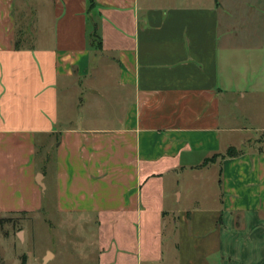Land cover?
Wrapping results in <instances>:
<instances>
[{
    "label": "crops",
    "instance_id": "0c3cea01",
    "mask_svg": "<svg viewBox=\"0 0 264 264\" xmlns=\"http://www.w3.org/2000/svg\"><path fill=\"white\" fill-rule=\"evenodd\" d=\"M91 2L0 0V214L50 173L98 264H264V0Z\"/></svg>",
    "mask_w": 264,
    "mask_h": 264
},
{
    "label": "rangeland",
    "instance_id": "374dc122",
    "mask_svg": "<svg viewBox=\"0 0 264 264\" xmlns=\"http://www.w3.org/2000/svg\"><path fill=\"white\" fill-rule=\"evenodd\" d=\"M37 1L26 0L29 23H34ZM22 3L23 0H16L17 16L21 14ZM88 82L105 92L116 89L113 80L88 76ZM255 105L254 99H247L244 104L245 117L250 118L244 124L249 129L247 137L252 139L247 141L249 146L256 145L257 141L264 142L261 130L264 121H259L258 114L251 112ZM53 152L50 151L51 157ZM38 162L43 163L40 156ZM45 181L47 190L38 210L0 214V264H98L95 219L82 213L59 212L55 203L54 178L49 173ZM48 252L51 255L44 260Z\"/></svg>",
    "mask_w": 264,
    "mask_h": 264
},
{
    "label": "trees",
    "instance_id": "16d2710c",
    "mask_svg": "<svg viewBox=\"0 0 264 264\" xmlns=\"http://www.w3.org/2000/svg\"><path fill=\"white\" fill-rule=\"evenodd\" d=\"M89 4L92 5L91 0H88ZM239 154V151H237L234 147H229L225 153L224 156H236ZM217 156H214L213 158H216ZM212 158H209L207 160H205V163H208L209 161H211Z\"/></svg>",
    "mask_w": 264,
    "mask_h": 264
},
{
    "label": "water",
    "instance_id": "95a60500",
    "mask_svg": "<svg viewBox=\"0 0 264 264\" xmlns=\"http://www.w3.org/2000/svg\"><path fill=\"white\" fill-rule=\"evenodd\" d=\"M39 178H40V175L38 174V176H37V182H38L41 186H43V183L40 181ZM50 255H51V253L48 252V255L44 257V260H46Z\"/></svg>",
    "mask_w": 264,
    "mask_h": 264
}]
</instances>
